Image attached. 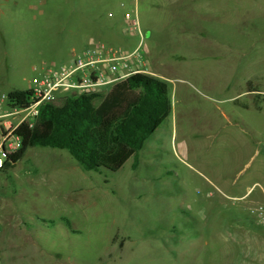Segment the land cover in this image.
<instances>
[{"label": "rangeland", "instance_id": "374dc122", "mask_svg": "<svg viewBox=\"0 0 264 264\" xmlns=\"http://www.w3.org/2000/svg\"><path fill=\"white\" fill-rule=\"evenodd\" d=\"M126 1L0 0V103L91 38H121L107 12ZM141 1L170 116L115 172L27 148L0 175V264H264V216L251 212L264 209V0H197L173 14Z\"/></svg>", "mask_w": 264, "mask_h": 264}, {"label": "trees", "instance_id": "16d2710c", "mask_svg": "<svg viewBox=\"0 0 264 264\" xmlns=\"http://www.w3.org/2000/svg\"><path fill=\"white\" fill-rule=\"evenodd\" d=\"M32 94L29 88H13L7 92V104L26 108L37 100ZM171 111L166 80L148 72L130 73L106 89L43 100L32 120H22L14 129L20 144L7 154L2 170L15 166L34 146L66 149L84 170L99 175L103 170L118 171L129 158L135 166L137 151ZM246 218L241 217L239 224L249 226ZM62 219L70 226L67 218Z\"/></svg>", "mask_w": 264, "mask_h": 264}, {"label": "built area", "instance_id": "2783aa9c", "mask_svg": "<svg viewBox=\"0 0 264 264\" xmlns=\"http://www.w3.org/2000/svg\"><path fill=\"white\" fill-rule=\"evenodd\" d=\"M133 1L136 3L137 0ZM120 5L124 7L125 3L121 2ZM123 18L127 30L138 37L133 48L122 50L103 41L93 40L70 61L58 66L49 65L39 75L32 77L28 88L32 90V95L37 100L30 106L9 107L7 97L1 96L0 175L3 173L5 156L15 151L20 144V137L14 133V129L26 117H34L41 101L72 92L98 90L130 73L148 72L145 61L147 49L137 13L135 10H126ZM21 112L24 114L18 116ZM251 212H257L260 217L264 216V209L261 206L251 209Z\"/></svg>", "mask_w": 264, "mask_h": 264}, {"label": "crops", "instance_id": "0c3cea01", "mask_svg": "<svg viewBox=\"0 0 264 264\" xmlns=\"http://www.w3.org/2000/svg\"><path fill=\"white\" fill-rule=\"evenodd\" d=\"M197 0H164V5H167L168 8H170V13H174V12H179V8H184L187 6V4H190V7H191V11H194V8L197 6ZM142 4V1L141 0H137L136 3H134L133 0H127L126 1V4L124 7H121V14L118 15V16H115V14H118L119 11H117V9L113 8V9H109V11L107 12L108 16L109 17H114V20L117 21V20H121L123 23L120 25H116L115 24V27L117 28L118 26L120 27V30H123V35L121 38H116V37H112L110 34H109V38H111V40H113L114 42L113 43H110L111 45L115 46V47H118V48H121L122 50H127V49H131L133 47L132 45V42H133V38L137 39L138 41V37L137 35H135L134 33H131L127 30V26H126V22L125 20L123 19L122 17V13L126 10H135L136 13H137V16H138V20H139V23H140V26H141V22H140V18H139V10H140V6ZM145 4L148 5L149 7H154L157 2L153 1V0H150V2H147V0L145 1ZM118 6H120V4L117 3ZM115 6V5H114ZM180 14V13H179ZM181 16V15H180ZM183 16V15H182ZM116 17V18H115ZM114 27V28H115ZM141 29H142V26H141ZM143 30V29H142ZM144 33V31H143ZM94 39H97V38H91L90 41L94 40ZM136 41V42H137ZM146 45V44H145ZM146 49H147V52H146V55H145V61L147 63V67L149 66V64L153 66V62H154V59H152L151 57L148 58V54H149V48L148 46L146 45ZM76 54H74L75 56ZM73 56V57H74ZM72 57V58H73ZM70 61V60H69ZM49 66V65H48ZM47 66L41 68L43 71ZM148 73H151V74H154L164 80L167 81V76L164 75L160 70H152L150 72V69L148 70ZM113 83L111 84H108L100 89H106L108 88L110 85H112Z\"/></svg>", "mask_w": 264, "mask_h": 264}, {"label": "water", "instance_id": "95a60500", "mask_svg": "<svg viewBox=\"0 0 264 264\" xmlns=\"http://www.w3.org/2000/svg\"><path fill=\"white\" fill-rule=\"evenodd\" d=\"M7 159V156H5V160Z\"/></svg>", "mask_w": 264, "mask_h": 264}]
</instances>
